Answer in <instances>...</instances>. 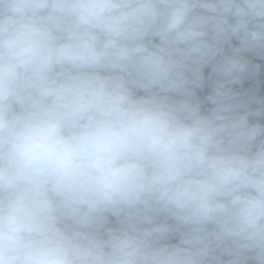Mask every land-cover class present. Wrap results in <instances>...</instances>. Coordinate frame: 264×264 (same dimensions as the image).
Returning <instances> with one entry per match:
<instances>
[{
  "label": "clouds",
  "instance_id": "clouds-1",
  "mask_svg": "<svg viewBox=\"0 0 264 264\" xmlns=\"http://www.w3.org/2000/svg\"><path fill=\"white\" fill-rule=\"evenodd\" d=\"M246 53L264 0H0V264H264Z\"/></svg>",
  "mask_w": 264,
  "mask_h": 264
},
{
  "label": "rangeland",
  "instance_id": "rangeland-1",
  "mask_svg": "<svg viewBox=\"0 0 264 264\" xmlns=\"http://www.w3.org/2000/svg\"><path fill=\"white\" fill-rule=\"evenodd\" d=\"M210 73H211V66H208V67H206L204 69V74H205V78H206L205 79V85L206 86L204 85V87H207L208 86V88H207L208 89L207 94H209L210 91H211V81L208 79ZM237 85H238L239 88H238V91H236V92L240 93L242 96H244V98H247L245 94L248 93L249 91H255L258 88H261L258 85V75L254 79H248V78H246V79L243 80L242 83H239ZM235 86H236V84H234L232 87L233 88H236ZM207 107H210V104L209 103H208V106ZM173 242H175V241H173ZM223 259L226 260L227 259V256L223 257Z\"/></svg>",
  "mask_w": 264,
  "mask_h": 264
},
{
  "label": "built area",
  "instance_id": "built-area-1",
  "mask_svg": "<svg viewBox=\"0 0 264 264\" xmlns=\"http://www.w3.org/2000/svg\"><path fill=\"white\" fill-rule=\"evenodd\" d=\"M233 46L238 45V41L233 40L232 42ZM226 50H228L226 48ZM246 56H248L249 59L253 60L255 63L261 64V71L258 73V85L260 87H264V58L254 55L253 53H246Z\"/></svg>",
  "mask_w": 264,
  "mask_h": 264
},
{
  "label": "trees",
  "instance_id": "trees-1",
  "mask_svg": "<svg viewBox=\"0 0 264 264\" xmlns=\"http://www.w3.org/2000/svg\"><path fill=\"white\" fill-rule=\"evenodd\" d=\"M206 86V85H205ZM236 88H233L234 91H238V85L236 84L235 86ZM208 86L207 87H203L202 89H197V95L204 101V107L207 108L208 103L205 99V97L208 95L207 91H208ZM257 95H264V87L258 88L257 90H255ZM255 107V105H253ZM260 119V122L264 123V118H258Z\"/></svg>",
  "mask_w": 264,
  "mask_h": 264
}]
</instances>
